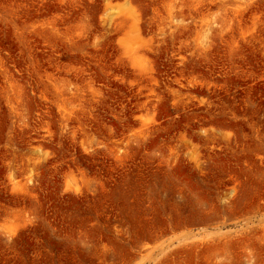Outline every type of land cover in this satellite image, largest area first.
Here are the masks:
<instances>
[{"label":"rangeland","instance_id":"rangeland-1","mask_svg":"<svg viewBox=\"0 0 264 264\" xmlns=\"http://www.w3.org/2000/svg\"><path fill=\"white\" fill-rule=\"evenodd\" d=\"M0 264H264V0H0Z\"/></svg>","mask_w":264,"mask_h":264},{"label":"bare ground","instance_id":"bare-ground-1","mask_svg":"<svg viewBox=\"0 0 264 264\" xmlns=\"http://www.w3.org/2000/svg\"><path fill=\"white\" fill-rule=\"evenodd\" d=\"M228 202V201H227ZM227 205V204H226ZM228 210V209H227ZM221 218H222V216H221ZM215 219V218H214ZM205 221V220H204ZM209 221V220H208ZM220 221V220H219Z\"/></svg>","mask_w":264,"mask_h":264}]
</instances>
